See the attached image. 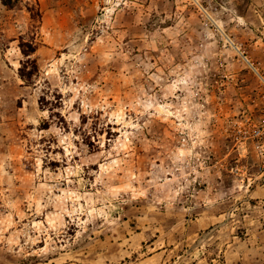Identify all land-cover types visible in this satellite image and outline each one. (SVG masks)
Returning <instances> with one entry per match:
<instances>
[{
  "label": "rangeland",
  "instance_id": "rangeland-1",
  "mask_svg": "<svg viewBox=\"0 0 264 264\" xmlns=\"http://www.w3.org/2000/svg\"><path fill=\"white\" fill-rule=\"evenodd\" d=\"M263 119L264 0H0V264H264Z\"/></svg>",
  "mask_w": 264,
  "mask_h": 264
},
{
  "label": "trees",
  "instance_id": "trees-1",
  "mask_svg": "<svg viewBox=\"0 0 264 264\" xmlns=\"http://www.w3.org/2000/svg\"><path fill=\"white\" fill-rule=\"evenodd\" d=\"M20 0H2V2L8 6L13 7L18 3ZM22 47L27 46V50H23V54L27 57L25 61L22 62L21 67L19 68L20 76L25 80L32 79L33 75H36L39 71V65L35 58H30L32 52L36 50V46L34 43H22Z\"/></svg>",
  "mask_w": 264,
  "mask_h": 264
},
{
  "label": "built area",
  "instance_id": "built-area-1",
  "mask_svg": "<svg viewBox=\"0 0 264 264\" xmlns=\"http://www.w3.org/2000/svg\"><path fill=\"white\" fill-rule=\"evenodd\" d=\"M244 138L253 139L260 149H264V119L258 123H254L250 129H245Z\"/></svg>",
  "mask_w": 264,
  "mask_h": 264
}]
</instances>
